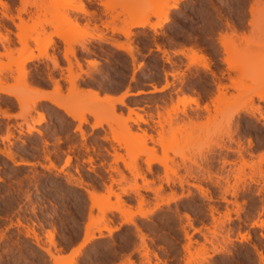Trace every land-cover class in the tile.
Wrapping results in <instances>:
<instances>
[{
  "label": "rangeland",
  "instance_id": "1",
  "mask_svg": "<svg viewBox=\"0 0 264 264\" xmlns=\"http://www.w3.org/2000/svg\"><path fill=\"white\" fill-rule=\"evenodd\" d=\"M153 1L0 0V264H264V0Z\"/></svg>",
  "mask_w": 264,
  "mask_h": 264
},
{
  "label": "bare ground",
  "instance_id": "2",
  "mask_svg": "<svg viewBox=\"0 0 264 264\" xmlns=\"http://www.w3.org/2000/svg\"><path fill=\"white\" fill-rule=\"evenodd\" d=\"M153 1V0H152ZM155 4V7H164V8H167V10L168 11H166L164 14H163V16H162V18L159 20V21H157V22H149V21H147V19H143V20H141V21H139V22H136V23H133V26H139V27H145V26H147V25H150L153 29H157L158 27H162L163 26V24H164V22H167L168 20H169V15H168V13H169V10H171V9H175V8H178V6H179V4H180V2H181V0H170V2L167 0V2H166V0L164 1V0H154L153 1ZM78 10H80V11H85V7L81 4V6H79L78 7ZM8 17V16H7ZM159 17H160V15H159ZM8 18H11V20H13L14 18H13V16L11 17V15H10V17H8ZM67 19H70V18H65L64 20L66 21ZM14 21V20H13ZM64 21V22H65ZM68 21V20H67ZM66 21V22H67ZM69 22V21H68ZM67 22V23H68ZM66 23V24H67ZM75 28H77V26L75 27ZM232 29H235V31L237 32V30H236V28H232ZM71 30L73 31L74 30V27H70V28H66L65 27V29L63 30V32L62 33H59V34H57V36L59 37V38H62V39H68L69 37H68V33H69V31L71 32ZM236 32H234V30H232V33H236ZM231 33V34H232ZM0 34H1V32H0ZM237 34V33H236ZM235 34V35H236ZM2 36V35H1ZM3 37V36H2ZM94 38L96 37V38H103L102 36H93ZM1 38V37H0ZM3 38H5V37H3ZM6 39V38H5ZM3 40V39H2ZM222 42H225L226 44L225 45H227L228 43V41L226 42V39H225V37H224V40L222 41ZM51 43H53V40L50 42V44ZM224 44V43H223ZM222 44V45H223ZM84 45V43H81V46H83ZM118 47H120V48H125L126 50H129V53H130V50H131V48L129 47H123V46H121V45H117ZM224 46V45H223ZM191 49V48H190ZM193 49V48H192ZM191 49V52H192V57H193V63H195V64H201L202 66H204L205 68H209V65H208V61H207V59L203 56V55H201V54H199L198 53V51H196V49H193L192 50ZM132 51V50H131ZM166 52V50H164V53ZM11 55V53L10 52H8V53H6V55H8L9 57H10V59L9 60H11V59H16L13 55L12 56H10ZM35 58H38V57H34V56H29L28 58H27V60H32V59H35ZM162 88H164V87H162ZM155 89V91H160V90H158V89H156V88H154ZM75 90V89H74ZM162 90V89H161ZM34 91V95H33V97H32V103L34 104H36V102L38 101V100H41V99H49L53 104H55L56 106H58V107H60V108H62L66 113H68V114H70V113H72L73 111H75V110H78L80 107H78V108H73V109H71L68 105H66V104H64V103H62L61 101H57V100H54L52 97H49L47 94H45V93H43V92H41L40 90H37V89H35V90H33ZM76 91V90H75ZM77 92V91H76ZM0 93H10V90H9V87H7V86H2V85H0ZM143 93H145V91H142V90H140V91H138V92H129V91H126V93L124 94L125 96L127 95V96H135V95H140V94H143ZM78 94H82V95H85V94H87V95H89V94H94V96H96V99H94L95 100V102L99 105V104H102V103H110L111 105H115V103H120V104H124V98H123V96L121 97V98H119L118 97V99H113V98H111V96H107V95H105L106 97H103V99H101V98H98L99 96H98V94L96 93V92H94V91H91V90H88V91H78ZM96 94V95H95ZM15 95V97L18 99V101L20 102L21 100H22V98H20V96L19 95H17V94H14ZM113 99V100H112ZM94 103V102H93ZM193 103H195L196 105H198L199 103H198V101L197 100H193ZM97 104H94V106L95 105H97ZM205 108H207V106H205ZM94 117H97V114H95V113H91ZM71 115V114H70ZM137 116H136V118H133V120L135 121V122H137V121H139V120H143L142 119V115L141 114H136ZM29 133H31L32 131H35L36 133H38V134H41V131L40 130H38V129H36L33 125H30V124H27V129H26ZM147 135V134H146ZM144 137H146V136H143L142 137V139H144V141L146 140ZM148 137H151V136H148ZM147 138V137H146ZM6 155L10 158V160H12L13 161V163L15 164V165H17V164H19L20 162L19 161H17L15 158H14V156L12 155V153L11 152H7L6 153ZM68 161V160H67ZM24 163V162H23ZM147 188V187H146ZM140 216H147L148 215V213L147 212H139L138 213ZM133 220H134V216H127L126 217V220H125V222H133ZM263 226V225H262ZM87 235H88V238H87V241H90L94 236L92 235V234H90L89 232H88V230H87ZM263 237H264V235H262ZM86 242V241H85ZM84 242V243H85ZM84 243H82L79 247H77V248H75V251L78 253L79 251H80V249H81V247L84 245ZM47 251L50 253V251L47 249ZM52 255V254H51ZM261 260H262V263H263V259H264V256L263 255H261V258H260Z\"/></svg>",
  "mask_w": 264,
  "mask_h": 264
},
{
  "label": "crops",
  "instance_id": "3",
  "mask_svg": "<svg viewBox=\"0 0 264 264\" xmlns=\"http://www.w3.org/2000/svg\"><path fill=\"white\" fill-rule=\"evenodd\" d=\"M154 21H156V18H153V22ZM148 29H150V30H153V28L150 26V25H147L146 26ZM158 29V28H157ZM56 40L57 41H59V40H61L59 37H56ZM190 47L191 46H189V45H186V44H184V43H176V44H174V45H171V46H169V47H166V49H167V51H168V54L169 55H171V56H180V57H183L185 60H187L188 59V56L191 54V51H190ZM154 50L155 51H158V49L155 47L154 48ZM129 56H130V58H131V60H132V57H131V55H130V53H128V51H126V50H124ZM163 49H161L160 51H159V53L160 54H163ZM87 65V64H86ZM207 72L209 73V74H211V76H212V71H210V70H207ZM164 83L165 82H162L160 85H159V88L157 87H154L152 84L150 85V86H148V87H146V89L145 90H143V89H140V90H142V91H145V93L146 92H157V91H155V89L154 88H156V89H158V90H161L162 89V86L164 85ZM36 86L38 87V88H40L41 90V92H43V93H45V94H48L49 95V93L48 92H46V91H49L50 89L49 88H46V87H44L43 85H40V84H36ZM140 90H137V91H132V92H138V91H140ZM126 91H128V90H126V88H124V89H122V90H117V91H115V90H103L101 93H100V96L103 98V97H106L105 95H109V96H111V98H113V99H118V97L119 98H121L125 93H126ZM129 92H131V91H129ZM134 96V95H133ZM133 96H123V98L125 99V98H131V97H133ZM136 96V95H135ZM112 99V100H113ZM206 100H207V98H205ZM205 99H203V102H202V104H204L205 102H206V100ZM7 113H8V115L9 116H4V112L3 111H0V117H4L6 120L7 119H14L15 118V115L19 112V106L17 105V107L15 108V109H10V110H7L6 111ZM75 246H72V247H70L69 249H68V251L67 252H70L73 248H74Z\"/></svg>",
  "mask_w": 264,
  "mask_h": 264
}]
</instances>
